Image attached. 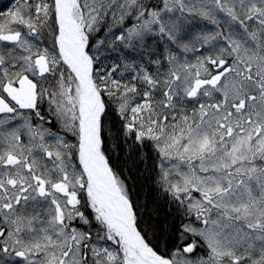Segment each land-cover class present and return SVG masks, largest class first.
<instances>
[{
  "label": "snow or ice",
  "instance_id": "snow-or-ice-1",
  "mask_svg": "<svg viewBox=\"0 0 264 264\" xmlns=\"http://www.w3.org/2000/svg\"><path fill=\"white\" fill-rule=\"evenodd\" d=\"M0 264H264V0L4 5Z\"/></svg>",
  "mask_w": 264,
  "mask_h": 264
},
{
  "label": "trees",
  "instance_id": "trees-1",
  "mask_svg": "<svg viewBox=\"0 0 264 264\" xmlns=\"http://www.w3.org/2000/svg\"><path fill=\"white\" fill-rule=\"evenodd\" d=\"M9 1L12 2V0ZM11 2H9L8 5H10ZM2 10H4V7ZM201 24L207 25V28L209 29L213 27L212 25L207 24L205 21H201ZM109 148L111 149L112 159L116 161L117 167L123 170L124 175L136 177L135 180L130 178L129 183L133 185L134 189L141 188L140 200L143 204L145 202V195L151 186V181H146L145 179L149 175L151 161L144 159L143 162H141L139 159L133 157V159H136V163L134 165L133 159H129L125 152L120 151V149L115 146L114 141H109ZM129 168H131V173L128 171ZM154 199V204L149 202L147 205L148 212L154 214L155 210L158 208L160 211V218L163 219L168 211L164 200V194L154 193ZM147 214L148 213H145L146 216Z\"/></svg>",
  "mask_w": 264,
  "mask_h": 264
},
{
  "label": "rangeland",
  "instance_id": "rangeland-1",
  "mask_svg": "<svg viewBox=\"0 0 264 264\" xmlns=\"http://www.w3.org/2000/svg\"><path fill=\"white\" fill-rule=\"evenodd\" d=\"M9 2H11V1H9V0H0V10H2L4 5L8 4Z\"/></svg>",
  "mask_w": 264,
  "mask_h": 264
}]
</instances>
